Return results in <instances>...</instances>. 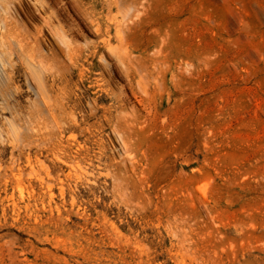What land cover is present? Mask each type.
Listing matches in <instances>:
<instances>
[{"label": "rangeland", "instance_id": "1", "mask_svg": "<svg viewBox=\"0 0 264 264\" xmlns=\"http://www.w3.org/2000/svg\"><path fill=\"white\" fill-rule=\"evenodd\" d=\"M0 61V181L53 184L0 186V264H264V0H0Z\"/></svg>", "mask_w": 264, "mask_h": 264}, {"label": "bare ground", "instance_id": "2", "mask_svg": "<svg viewBox=\"0 0 264 264\" xmlns=\"http://www.w3.org/2000/svg\"><path fill=\"white\" fill-rule=\"evenodd\" d=\"M117 35L121 37L120 29L117 30ZM26 64L28 68L31 71H33V76L36 83V89L34 92L36 96L40 98L36 103L37 106L34 107L37 108L36 109L37 112H49L51 110V105H49V102L47 100L45 71L43 70L35 71L37 69L35 68L36 67L35 64L31 62V60L28 58L26 59ZM11 81L12 80L5 71V65L3 63L1 64L0 61V96L2 97L4 104L7 105L9 101L14 97L12 95V91L11 90L9 91ZM17 131H18L17 129L11 127V132L15 138V141L19 143L21 146H23L26 139L30 135V131L33 132V130L28 127H25L22 131H19V133ZM15 164H16L15 162L12 163L11 174L5 175V177L0 181V186L4 190H9L14 187L15 189L16 187L21 188V185H23V183L25 182L31 185L33 181H38L42 186H44L46 193H48L47 191H51L53 184L49 181V179L37 175L34 169L32 168L31 163L28 164L29 171H27L25 168H18Z\"/></svg>", "mask_w": 264, "mask_h": 264}]
</instances>
